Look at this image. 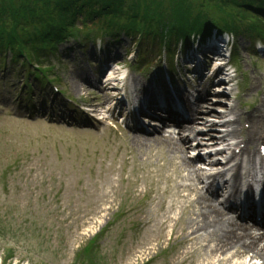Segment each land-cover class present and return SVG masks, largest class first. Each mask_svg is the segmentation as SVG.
I'll use <instances>...</instances> for the list:
<instances>
[{"label":"rangeland","instance_id":"374dc122","mask_svg":"<svg viewBox=\"0 0 264 264\" xmlns=\"http://www.w3.org/2000/svg\"><path fill=\"white\" fill-rule=\"evenodd\" d=\"M220 37L217 34L210 38L207 48L201 49L203 57L191 52L183 61L179 55L172 66L178 64L182 78L172 81L184 88L194 75L186 76L189 69L203 77L201 84L198 80L195 82V87L190 81L195 91L216 86L212 76L203 73L213 65V52H208L210 46L217 40L227 41L226 37ZM229 42L227 51L232 52L236 41L230 38ZM72 43L60 47L58 54L63 53L62 60L52 59L48 63L56 66L55 72L60 78L57 95L44 91L43 99L35 101L36 108L16 102L19 94L16 90L22 86L17 78L11 77L8 87L0 82V264H195L202 261L209 255L204 248L213 242H199V250L195 252L182 240L181 231H177L178 237H173L171 227L163 228L159 224L160 217L178 216V207L169 208L177 204V196L187 197L178 187L189 183L177 178L185 171L166 153L169 146L163 140L168 138L144 134L138 128L143 123L148 126L140 116L135 117L136 129L113 121L118 114L119 122L124 121L121 114L132 119L136 101L133 84L144 95L147 92L141 85L152 92V88L166 85L171 78L164 72L161 74L160 69L153 76L151 71L144 74L138 69L134 65L137 48L129 40L97 52L90 49L86 56L70 51L78 49ZM238 43L240 55L232 61L238 71L237 85L231 88L233 92L223 97L208 89L207 95L191 107L196 112L195 121L199 119L197 122L201 123L200 128H204L200 111L210 100L212 103L204 109H209L207 118L212 122L234 107L244 119L242 126L248 125L244 129L251 131L252 121L264 115V50L261 42L252 47L241 38ZM65 52H68L66 57ZM198 56L203 59L201 67ZM112 65L115 70L119 65L121 72L116 71L125 77L114 88L100 82L105 69ZM146 65L152 68L150 63ZM221 70L226 74V69ZM124 83L125 91L117 90ZM167 87L170 88L169 83ZM223 98L225 103H217ZM108 109L111 111L107 112ZM186 132L193 137H187L190 148L197 139L192 128ZM197 135L207 138L203 141L199 137L198 141L207 145L210 135L220 136L221 131H198ZM134 137L141 140L144 137V146L133 144ZM261 144L251 147V151L259 154L256 159H262L264 146ZM247 146L242 144L238 148L237 157L243 159L242 152L247 151ZM198 154L191 151L187 156L190 159ZM18 158L22 161L17 165ZM220 160L226 167V158ZM195 164L204 173L208 172L204 163ZM173 168L179 169L174 172ZM167 172L175 173L173 185L164 181L163 175ZM202 192L208 194L205 189ZM220 198L213 200L215 206L221 207ZM144 221L151 222L144 225ZM241 257L235 255L232 264H261L257 258L250 261L249 256Z\"/></svg>","mask_w":264,"mask_h":264},{"label":"trees","instance_id":"16d2710c","mask_svg":"<svg viewBox=\"0 0 264 264\" xmlns=\"http://www.w3.org/2000/svg\"><path fill=\"white\" fill-rule=\"evenodd\" d=\"M216 31L235 37L236 49L241 38L252 47L264 43V0H0V82L8 87L17 78L16 102L35 107L51 89L48 63L61 59L60 47L71 41L81 50L70 51L85 55L90 43L107 48L129 39L139 49L138 68L154 50L172 67L180 50Z\"/></svg>","mask_w":264,"mask_h":264},{"label":"bare ground","instance_id":"6f19581e","mask_svg":"<svg viewBox=\"0 0 264 264\" xmlns=\"http://www.w3.org/2000/svg\"><path fill=\"white\" fill-rule=\"evenodd\" d=\"M225 49L226 48L221 45H211L209 51H212V54L217 56L219 60L224 58ZM197 63L198 66L201 67V64L203 63L202 57ZM111 73L112 77L107 81L115 80L116 73ZM117 83L119 82L117 81L114 84ZM133 86V94L135 95L134 99L136 100L135 104L137 106L141 104L143 107L149 108V104L155 101L157 104L161 105V108L153 111H147L148 116L155 115L149 118L163 117L165 116L163 113H167L169 111L170 115H175L179 109L183 108V113L185 112L187 116L181 117V121L177 123V125H180L179 133L188 128H193L195 133H198V131L199 133L200 131H221L220 136L214 135L216 137H213V135H210V142L207 145L204 142H198L196 148L187 147V140H182L181 145L177 144L175 141H168L169 143L167 142L169 149L166 153H170V158L174 160L173 163L177 167L183 168L185 171L183 176L179 175L176 177L189 183L185 185L182 184L178 187L181 189L180 191L182 194H187V197L185 195L183 196L184 198H179L177 196V204H171L169 208L170 210H173L178 207V216L160 217L159 224H161L163 228L171 227L173 237H178L177 231H181L182 240L190 244L192 250L195 252H198L199 250V242H213V245H206L204 248L205 250L203 249L209 255H206L202 258V261L196 262L195 264H232V260L235 255L240 258H242L241 256H245L246 258L249 256L250 261L257 258L260 260L261 264H264V234L260 233L259 230L250 229L233 219L232 216H230L231 212L229 213L228 207H218L213 204V200H215L217 194L219 195L221 193L223 195H229V197L225 198L226 204L231 203V200H234V203L237 202L238 198H236V195L240 192L239 189L242 182V172L247 170L248 167H251V164L254 162L255 158H257V151H251V147L256 146L258 143H262L261 145L264 146V115L261 116L262 118H260V120L257 119L256 121H252L251 131L244 129L247 124L242 126L241 122L244 119L239 116V110L234 107L228 108L222 115L219 114L218 117H215L216 120L212 122L207 118L209 117L207 114V110L209 109H204V107L208 108L209 104L212 103L211 100L206 97L205 99L210 101H207V105L202 107V110L201 108L199 109L203 114L201 122L204 127L200 128L201 123L198 122V124H194L193 126L189 123H184H186L187 120L191 121L196 119V116L189 114L194 111L191 108L194 106L191 104V98L194 99L195 103L199 102L201 98L207 95L208 88H204L201 92L196 94L194 92V96H192L189 92H186V95L174 92L173 96L163 99V97H161L162 95L159 93L154 95L150 94L151 91H147L146 85H141V89H144L143 91L147 92L144 95L140 94L143 92L138 87L134 84ZM227 91L228 88L224 87H219L215 90L216 93L223 92L221 94L223 97L226 95L225 93ZM139 94L141 96H139ZM159 99H161V103L159 102ZM223 99H220L217 103H225V99ZM181 102H183V104H181ZM177 105H179V107H176ZM161 112L162 114H160ZM194 113L195 112L192 114ZM229 116H231V119H227ZM156 121L157 120H152V123L157 126L159 124L158 121ZM199 137L200 136H198V141L202 138ZM143 138L144 137H142V140ZM206 139L207 138H202L203 141ZM142 140L141 138L139 139L138 137H134L132 139V143L139 145V147L141 145L144 146L143 141H145V139L143 141ZM159 143L161 144L162 142L158 141V144ZM242 144H248L247 151L245 150L242 152L244 157L243 160L236 161V151ZM196 150L200 153V155L193 158L190 157L189 159L187 154H189L190 151L195 152ZM204 150H207V152L204 153L203 156L201 153H203ZM221 158H226V167H223V163L221 165L220 161H215L217 159L220 160ZM244 160L252 163L246 167L242 163ZM196 162H202L204 165L208 163L210 165L209 173H204L203 169L199 168L195 164ZM256 163L260 164L259 168H256ZM179 168H173V171L176 172ZM258 170H260V172L264 171V165H262L261 162H255L252 165L251 170L248 171L249 176L252 174L255 175ZM229 175H231L232 183H228L224 179V177H228ZM163 177L164 181H166L169 185L174 184L175 173L169 174V172H167L163 175ZM219 181L221 182L218 183ZM217 183L219 191L214 189L217 187ZM201 185H203V187H201ZM202 189H205L208 194L206 192H202ZM222 189L224 190V193L222 192ZM183 215L185 216L183 217ZM150 222L151 221H144L143 224L148 225ZM232 250L234 251L233 254H231ZM237 264L245 263L239 262Z\"/></svg>","mask_w":264,"mask_h":264}]
</instances>
